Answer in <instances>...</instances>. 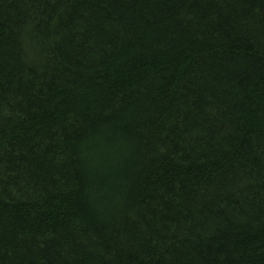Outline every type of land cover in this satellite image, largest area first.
Masks as SVG:
<instances>
[{
    "label": "trees",
    "instance_id": "trees-1",
    "mask_svg": "<svg viewBox=\"0 0 264 264\" xmlns=\"http://www.w3.org/2000/svg\"><path fill=\"white\" fill-rule=\"evenodd\" d=\"M0 264H264V0H0Z\"/></svg>",
    "mask_w": 264,
    "mask_h": 264
}]
</instances>
